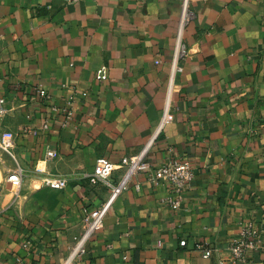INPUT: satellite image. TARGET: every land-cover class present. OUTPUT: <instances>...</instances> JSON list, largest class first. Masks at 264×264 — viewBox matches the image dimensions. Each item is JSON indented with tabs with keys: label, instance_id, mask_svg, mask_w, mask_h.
Segmentation results:
<instances>
[{
	"label": "crops",
	"instance_id": "obj_1",
	"mask_svg": "<svg viewBox=\"0 0 264 264\" xmlns=\"http://www.w3.org/2000/svg\"><path fill=\"white\" fill-rule=\"evenodd\" d=\"M190 9L174 118L160 128L182 0H0V130L14 132L18 155L0 150V264H62L110 193L84 173L151 140L152 169L194 166L180 204L168 183L137 172L72 264H264V0H191ZM36 87L56 103L72 90L74 123L61 127ZM18 166L12 187L5 178ZM51 178L69 183L54 188ZM247 220L259 248L232 260L225 249ZM199 243L219 249L204 256Z\"/></svg>",
	"mask_w": 264,
	"mask_h": 264
},
{
	"label": "built area",
	"instance_id": "obj_2",
	"mask_svg": "<svg viewBox=\"0 0 264 264\" xmlns=\"http://www.w3.org/2000/svg\"><path fill=\"white\" fill-rule=\"evenodd\" d=\"M191 0H182V13L180 18L179 31L175 54L172 61V68L169 76L167 87L166 102L163 108V114L160 122V128L168 121L174 118L173 113V94L177 85V74L183 71V67L179 64V59L182 54V38L186 23L192 17L190 9ZM160 63L159 60H157ZM98 77H101L100 75ZM71 89V88H70ZM35 92L43 99V101H51V96L41 87H36ZM83 95H88L87 91L82 92ZM4 98H0V115L4 112ZM74 101L75 94L71 90L69 96L62 103H51V111L53 116H59L61 127H69L74 123ZM50 122L46 120L39 129L49 130ZM35 129V128H34ZM36 128L35 130H37ZM15 134L10 130H0V150L11 156L14 160H18V155L15 150ZM153 140H151L141 152L136 155L124 157L121 164H115L108 158L100 156L96 158L93 169L84 173L91 183H103L109 186V197L97 208L93 209L85 218L84 229L82 233L75 237L70 248L69 254L62 264H72L76 259L86 255L87 244L90 238L96 232L100 231L104 226V219L109 211L112 203L122 191L127 188L130 180L137 172H147L148 178L154 182H166L169 184L174 197L172 205L177 207L183 197L184 191L190 186L195 177L194 166L190 161L181 159H169L157 167L152 169L151 162L147 158V153ZM46 155L53 158L57 152L53 149H48ZM125 166L126 170L121 178L117 181L113 179L114 172L119 166ZM23 178L22 168L11 171L6 176V181L20 186ZM69 181L67 178H51L48 181L49 186L54 188H65ZM2 185H0V193ZM261 231L254 220L240 222L239 231L234 234L228 241L226 251L230 259L236 261H246L254 251L259 248V238ZM182 245L186 244V240L181 241ZM197 249L202 251L204 256H210L214 251H217L218 246L199 243Z\"/></svg>",
	"mask_w": 264,
	"mask_h": 264
},
{
	"label": "rangeland",
	"instance_id": "obj_3",
	"mask_svg": "<svg viewBox=\"0 0 264 264\" xmlns=\"http://www.w3.org/2000/svg\"><path fill=\"white\" fill-rule=\"evenodd\" d=\"M1 152V151H0ZM12 187H15L16 185L15 184H11Z\"/></svg>",
	"mask_w": 264,
	"mask_h": 264
}]
</instances>
